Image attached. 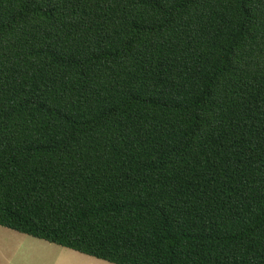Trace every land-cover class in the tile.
Here are the masks:
<instances>
[{
    "label": "trees",
    "instance_id": "obj_1",
    "mask_svg": "<svg viewBox=\"0 0 264 264\" xmlns=\"http://www.w3.org/2000/svg\"><path fill=\"white\" fill-rule=\"evenodd\" d=\"M0 227L264 264V0H0Z\"/></svg>",
    "mask_w": 264,
    "mask_h": 264
},
{
    "label": "rangeland",
    "instance_id": "obj_2",
    "mask_svg": "<svg viewBox=\"0 0 264 264\" xmlns=\"http://www.w3.org/2000/svg\"><path fill=\"white\" fill-rule=\"evenodd\" d=\"M0 264H110L0 227Z\"/></svg>",
    "mask_w": 264,
    "mask_h": 264
}]
</instances>
